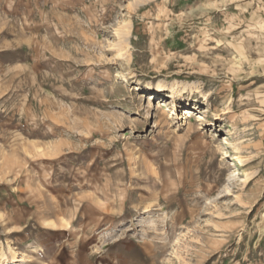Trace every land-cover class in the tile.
I'll return each mask as SVG.
<instances>
[{
	"label": "rangeland",
	"instance_id": "1",
	"mask_svg": "<svg viewBox=\"0 0 264 264\" xmlns=\"http://www.w3.org/2000/svg\"><path fill=\"white\" fill-rule=\"evenodd\" d=\"M0 264H264V0H0Z\"/></svg>",
	"mask_w": 264,
	"mask_h": 264
},
{
	"label": "bare ground",
	"instance_id": "2",
	"mask_svg": "<svg viewBox=\"0 0 264 264\" xmlns=\"http://www.w3.org/2000/svg\"><path fill=\"white\" fill-rule=\"evenodd\" d=\"M158 91L159 90L157 87L155 89L154 93H158ZM147 94H148V97H151V92H148ZM173 97H174V94L170 93L169 96H167V98H165V99L171 98V100L168 101L167 103H171L173 100L172 99ZM197 103L200 107H203L202 109H199V111H201V112L207 111V109H205V107H204L206 105V103L204 101H198ZM183 110H184L185 116H189L192 114V111H194L195 108L188 107V108H184ZM217 127H219V129L225 130V133L223 132L224 138L229 140V142L231 143L232 147L235 149L236 152H241L244 150V148H245L244 140L236 135L234 129L231 126L217 124Z\"/></svg>",
	"mask_w": 264,
	"mask_h": 264
}]
</instances>
